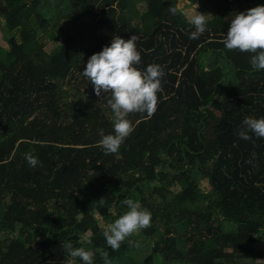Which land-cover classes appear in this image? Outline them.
Here are the masks:
<instances>
[{"label": "trees", "instance_id": "16d2710c", "mask_svg": "<svg viewBox=\"0 0 264 264\" xmlns=\"http://www.w3.org/2000/svg\"><path fill=\"white\" fill-rule=\"evenodd\" d=\"M187 1L208 15L198 39L179 0H0V264H83L68 242L93 264L105 252L110 264L264 260V138L238 137L245 118H264V70L221 43L232 15L264 0ZM132 35L139 70H164L157 108L129 114L134 131L105 154L111 93L97 97L82 71ZM125 199L151 226L113 251L103 232L129 210ZM137 240L149 244L139 262Z\"/></svg>", "mask_w": 264, "mask_h": 264}, {"label": "clouds", "instance_id": "9594fccd", "mask_svg": "<svg viewBox=\"0 0 264 264\" xmlns=\"http://www.w3.org/2000/svg\"><path fill=\"white\" fill-rule=\"evenodd\" d=\"M196 9L186 14L188 23L195 29L190 33L191 39H198L207 30L208 15L200 14ZM168 11L175 15L177 10L174 6H169ZM232 17L229 30L221 43L228 50L253 54L251 67L264 70V6L233 14ZM138 39L136 35H132L127 41L119 36L113 38L110 46H105L101 52L88 59L82 71L83 77L93 84L97 97L102 93H111L107 103L114 116V134L105 135L103 130H99V146L104 149L105 154L116 153L134 131L132 122L127 119L129 114L146 113L152 116L157 108V93L161 90L164 70L155 64L149 65L145 71L139 70L137 66L141 62V55L136 47ZM249 132L258 138H264V118H245L238 131V137L249 140ZM25 159L32 167L39 163L31 153H25ZM122 203L129 210L114 223L107 225L103 232L107 245L113 251L119 250L125 239L133 233L151 226V213L142 209L138 202L125 199ZM129 244L132 245L133 242L129 241ZM64 247L70 257L79 258L83 264H93L92 251L83 247L74 248L71 242L66 243ZM103 256L105 264H110L108 253L105 252ZM256 261L257 264H264V260Z\"/></svg>", "mask_w": 264, "mask_h": 264}, {"label": "rangeland", "instance_id": "374dc122", "mask_svg": "<svg viewBox=\"0 0 264 264\" xmlns=\"http://www.w3.org/2000/svg\"><path fill=\"white\" fill-rule=\"evenodd\" d=\"M178 7L179 9H182L185 14L193 12L196 9V6H192L187 0H179ZM196 10L200 14H203V12L199 9V7ZM3 29H4V25L0 26V45L5 47L6 40H5V33ZM55 46L56 45L54 43H49L46 47V50L48 52H51L55 48ZM218 59H219V63L224 64V61L222 60L221 57H218ZM101 224L104 226L103 222H101ZM135 233L137 234V232ZM136 244H138L139 246L138 247L135 246ZM148 251H149V244H143L141 240H137L133 248V253H134V256L136 257V262H139L141 258H143L145 254H147Z\"/></svg>", "mask_w": 264, "mask_h": 264}]
</instances>
